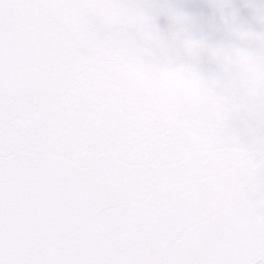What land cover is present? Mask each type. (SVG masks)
Masks as SVG:
<instances>
[{
	"label": "snow or ice",
	"instance_id": "snow-or-ice-1",
	"mask_svg": "<svg viewBox=\"0 0 264 264\" xmlns=\"http://www.w3.org/2000/svg\"><path fill=\"white\" fill-rule=\"evenodd\" d=\"M197 7L0 0V264H264V0Z\"/></svg>",
	"mask_w": 264,
	"mask_h": 264
},
{
	"label": "water",
	"instance_id": "water-1",
	"mask_svg": "<svg viewBox=\"0 0 264 264\" xmlns=\"http://www.w3.org/2000/svg\"><path fill=\"white\" fill-rule=\"evenodd\" d=\"M177 2L188 5L189 10H199L197 6H202L204 3V0H177ZM236 2L239 3L240 0H236ZM242 14L247 15V10H244ZM160 23L161 25L165 23L163 18H161Z\"/></svg>",
	"mask_w": 264,
	"mask_h": 264
}]
</instances>
